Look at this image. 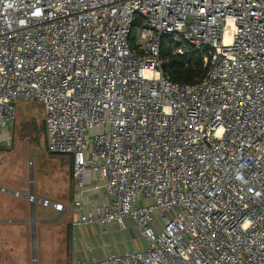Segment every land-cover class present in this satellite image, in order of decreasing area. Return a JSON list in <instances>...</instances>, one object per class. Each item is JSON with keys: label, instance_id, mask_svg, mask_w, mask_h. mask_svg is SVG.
<instances>
[{"label": "built area", "instance_id": "2783aa9c", "mask_svg": "<svg viewBox=\"0 0 264 264\" xmlns=\"http://www.w3.org/2000/svg\"><path fill=\"white\" fill-rule=\"evenodd\" d=\"M165 35L197 82L164 72ZM18 100L71 156L70 227L131 220L144 241L69 264H264V0H0V141ZM28 165L30 190L0 192L61 215ZM87 171L107 203L85 210Z\"/></svg>", "mask_w": 264, "mask_h": 264}, {"label": "rangeland", "instance_id": "374dc122", "mask_svg": "<svg viewBox=\"0 0 264 264\" xmlns=\"http://www.w3.org/2000/svg\"><path fill=\"white\" fill-rule=\"evenodd\" d=\"M44 118L45 110L41 102L37 100L16 102L15 119L5 130L6 134L1 135L0 186L23 193L30 190L28 183L30 178L28 161L30 160L33 163L32 188L36 196H40L42 191L46 192L51 188L56 174L62 167L61 160L66 154L50 153L47 150ZM21 183L26 184L27 187L24 190L16 189ZM9 196L0 192V205L11 204ZM13 199L15 200V197ZM27 209L28 225L24 224V227L20 229L1 230L0 264H68L69 255L67 249L62 246L64 245L62 241L56 244L55 240L51 243V237L43 235L36 222L42 216L41 214L46 215V209L42 213L39 212L37 205L34 206L33 211L30 206ZM6 213L8 212L0 211V219L4 222L7 221L3 216L7 215ZM31 216L34 218L33 222L30 221ZM42 217L52 219L54 215ZM64 221L66 220L54 226L63 224ZM7 224L0 222V226H7Z\"/></svg>", "mask_w": 264, "mask_h": 264}, {"label": "crops", "instance_id": "0c3cea01", "mask_svg": "<svg viewBox=\"0 0 264 264\" xmlns=\"http://www.w3.org/2000/svg\"><path fill=\"white\" fill-rule=\"evenodd\" d=\"M65 160L67 162H65ZM60 170L54 178V182L49 189L45 192L42 191L39 198H48L52 201L59 202L63 205L64 210L61 215H58L52 209L43 208L39 204L37 208L40 213L46 209V215H54L52 219H48L41 214L36 222L41 229V233L45 236L51 237V243L56 244L62 241V245L67 249L68 264L71 260H88L91 257H103L105 255V246L111 244L116 252H123L128 249H141L144 247V241L142 240L138 231L134 228V224L131 220H126V230H120L115 222H109L105 224H89L83 227L72 229L70 222L77 216V210L73 207V189L71 178V156L66 155L61 160ZM33 178V176H32ZM27 187L26 184L21 183L16 189L24 190ZM84 188L85 199L83 202V209H91L98 206L106 205L107 199L104 196L103 190L100 187L99 176L87 171L84 175ZM34 192V190H33ZM35 194V192H34ZM36 195V194H35ZM11 204L7 203L0 205V211H7V215H3L7 219L5 221L7 226H0V231L4 228L7 229H20L25 225H28V206L30 204L24 199H16L13 196H9ZM8 200V199H7ZM33 211V208L30 206ZM64 221L63 224L54 226L55 224ZM30 221H34L31 216ZM3 222V219H0ZM15 222L16 224H12ZM159 222L156 221V225ZM48 229V231H46ZM102 230H106L103 233ZM51 231V232H50ZM2 234V231L0 232Z\"/></svg>", "mask_w": 264, "mask_h": 264}, {"label": "trees", "instance_id": "16d2710c", "mask_svg": "<svg viewBox=\"0 0 264 264\" xmlns=\"http://www.w3.org/2000/svg\"><path fill=\"white\" fill-rule=\"evenodd\" d=\"M171 38L165 35L161 38L160 57L165 60L163 70L169 77L181 84L197 82L205 73L202 59L198 52L189 47L184 54L173 53Z\"/></svg>", "mask_w": 264, "mask_h": 264}]
</instances>
